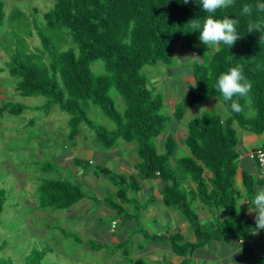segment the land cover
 I'll return each instance as SVG.
<instances>
[{"label":"trees","instance_id":"obj_1","mask_svg":"<svg viewBox=\"0 0 264 264\" xmlns=\"http://www.w3.org/2000/svg\"><path fill=\"white\" fill-rule=\"evenodd\" d=\"M258 4H264V0H234L231 6L218 10L215 19L227 16L238 20L240 38L231 47L221 42L209 54L199 40L198 30L187 33L190 19L203 20L208 15L202 11L201 0H189L188 4L183 0H52L51 6L41 13L34 4L28 5L27 13L16 7L9 11L5 1L0 0V28L5 24L10 27L0 41L7 57L0 72L15 78L13 91L20 97L45 98L42 105L31 109L43 110L48 116L56 105L65 112L69 140L85 125L104 149L113 148L119 140L134 145L138 161L133 172H116L104 163L95 165V173L107 176L116 185L103 200L114 213H123L122 220L128 216L138 218L141 203L134 213L125 208L134 202L130 194L141 188L144 179H159L163 203L186 218L194 239L186 240L180 232L166 235L144 230L142 234L146 240L166 239L171 250L183 257L179 264H191L195 250L212 240H248L256 230L255 213L249 215L243 210L240 199L251 200L256 187L263 189L261 178L257 182L251 174L242 173L244 196L239 194L235 179L238 130L257 136L264 133V11L257 8ZM245 5L251 7V15L242 12ZM38 14L40 20L35 17ZM257 22L260 29L248 33V24ZM63 42H72L75 47L63 49ZM178 45L196 58L185 99L175 104L171 115L163 112L162 94L147 87L148 78L141 69L157 62L171 65ZM96 60L103 61L102 73L91 69ZM237 65L243 66V74L252 85L247 97L239 99L242 111L233 112L227 119L222 116L223 110L189 119L181 140L187 149L183 155H175L178 143L172 134L165 137L159 149L156 139L173 119L182 120L186 109L215 97L224 108L225 102L217 90L218 78ZM112 89L124 101L122 110L110 96ZM91 105L98 106L115 127L93 124L88 117ZM26 108L20 102L2 101L0 116L19 115ZM33 124L30 119L25 126ZM258 148L264 150V144ZM73 164L87 171L94 160L73 157ZM55 165L41 163L40 175L34 177L37 208L68 209L86 197L80 184L56 174ZM8 194L7 189L0 188V215ZM197 203L216 217L211 229L201 222L195 209ZM56 228L80 241L78 235L66 233L61 226ZM258 235L263 236L264 230ZM128 239L110 249L119 251L129 264H168L166 260L150 262L131 257L125 246ZM86 242L92 249L106 247L91 237ZM3 245L0 236V251ZM46 252L47 248L33 249L24 264H41ZM0 264H11V260L0 255Z\"/></svg>","mask_w":264,"mask_h":264},{"label":"rangeland","instance_id":"obj_2","mask_svg":"<svg viewBox=\"0 0 264 264\" xmlns=\"http://www.w3.org/2000/svg\"><path fill=\"white\" fill-rule=\"evenodd\" d=\"M4 1L7 10L10 11L16 7L24 13L28 12L27 7L31 4L38 7L40 13L46 11L52 4V0ZM38 15L35 17L40 20V15ZM8 26L9 24L7 26L5 24L0 28V41L10 30ZM13 26L15 27V25ZM12 30L18 31V28H12ZM219 45L215 47L204 45L205 51L210 54ZM62 46L63 49H66L75 47V44L63 42ZM182 49L181 47L175 48L174 60L171 65L157 62L155 65H145L141 69V72L148 78L147 87L149 89L154 88L162 94L164 99L163 112L166 114H173L175 104L185 99L188 85L192 83V61L196 56L192 55L190 51H182ZM183 52H185L184 55ZM5 59H7L6 53L0 46V68L4 66ZM179 60H183V62ZM91 69L96 73H102L104 71L103 61H94L91 64ZM14 83L15 78L10 77L5 72H0V103L2 101H15L27 107L19 115L5 114L0 116V188L9 191L0 215V236L4 244V249L0 251V255L10 258L11 264H24L25 257L33 249L43 250L47 248L41 264H129L120 255L119 251L112 252L110 248L115 245L113 242L107 240L106 243V241L99 240L102 237L101 231L109 229L113 218L119 220L116 231L122 235L119 237L120 241L129 238L125 246L130 249L133 240L131 235L133 227L123 228V213H114V210L105 205L102 199L105 195L111 194V191L116 187L115 183H112L113 186L110 188L107 184L105 185V183L95 179L94 176L85 180V177L80 175L82 168L74 166L73 157L84 160L93 157L94 165L87 167V172L95 171V165L101 164L103 159L113 171L131 173L134 154L125 149L122 140H119L111 149L102 148L96 143L94 132L85 125H81V132L73 140H69L66 125L68 115L56 105L51 107L48 116L44 115L43 110L31 109L30 107L42 105L46 101L45 98L43 96L20 97L13 91ZM110 96L116 103L117 108L122 110L124 108L122 97L113 89L110 91ZM201 107V113L198 114ZM221 109L222 103L216 97L196 104L186 112L183 120H173L167 125L163 133L156 139L158 148L162 149L165 137L172 134L178 143L175 155L185 154V147H179L180 139L184 136H182V133L186 132L185 122L196 115L204 116L212 110L221 112ZM88 117L95 125H102L108 129L115 127L114 123L98 106H90ZM30 119L34 121V124L25 126ZM176 126L179 128L177 134ZM246 134H249V132H246ZM238 136L240 137L239 131ZM257 143L260 147L264 144V135L258 136ZM93 145L97 147L96 150L98 151L93 148ZM43 162L56 164L54 167L56 174L80 184L86 197L68 209L37 208L34 177L40 175L38 169ZM75 176H78V178ZM143 187L147 197L154 195L156 187L150 188L147 182L143 184ZM100 192L103 193L101 196L99 195ZM130 197H136L135 199L138 200L142 199L141 195L138 194L137 196L134 193L130 194ZM97 198H100V201H95ZM154 201L156 206L162 204L159 200L156 201V198ZM99 207L102 208L100 211ZM125 208H130L133 211L132 205H125ZM169 208L172 207L161 206L165 216ZM195 209L201 218V222L205 227L211 229L214 226L213 223L216 217L208 209V211H203L199 203L195 204ZM246 209H248V206H246ZM174 212L177 216H181L182 220L186 222V226L191 227L190 224L187 225L188 222L183 215L176 210ZM213 213L215 214V212ZM161 223L155 229H148L150 231L154 230L155 233L157 231L165 233L167 230L171 231V229L177 228L175 224L170 223L168 220ZM59 226L63 227L66 233L71 232L78 235L80 241H76L73 236L67 237L62 232L63 230L56 228ZM140 226L147 228L145 224ZM175 231L181 232L184 237L189 235L188 230H183V227H178ZM90 237L95 241L105 243L106 247L100 250L92 249L86 242ZM253 239V243L242 250L241 255L238 254L242 264H251V262L264 264V237L256 235ZM250 240H244V245L248 244ZM165 244L159 243L158 245L165 246ZM208 245L211 247V243ZM255 249L258 256L254 257ZM261 255L262 257H260ZM159 256L167 257L165 250H160ZM145 260L154 262L146 258Z\"/></svg>","mask_w":264,"mask_h":264},{"label":"crops","instance_id":"obj_3","mask_svg":"<svg viewBox=\"0 0 264 264\" xmlns=\"http://www.w3.org/2000/svg\"><path fill=\"white\" fill-rule=\"evenodd\" d=\"M178 47H179V45L177 46V48ZM181 48H183L182 51H184V50L188 51L185 47H181ZM184 53L185 52H183V55H184ZM179 61L183 62V60H179ZM212 99L213 98L208 99V100H212ZM193 107L186 109L185 114L189 109H191ZM222 110H223V105H222L221 112H222ZM185 114H184V116H185ZM183 119H184V117H183ZM173 120H176V119H173ZM178 121H181V120H178ZM186 123H187V121L185 122V124ZM238 131L240 134V142H239V145L237 148L238 152H239V156H238V172H237V176L235 179V184H236L237 189L239 190V194L241 196L242 195L244 196L245 191H244V187H243L242 173L244 172L247 174H251L254 177L255 181H257V182L259 181V178H260L258 167L256 166L255 162L248 157V153L250 151H252L253 149L258 148L260 146L257 143V140H258L257 135H254L251 133L246 134V131L241 130V129H239ZM177 133H179V128L176 126V134ZM185 134H186V132L185 133L183 132L182 136L183 135L185 136ZM261 135H264V133ZM261 135H259V136H261ZM184 136L180 139L179 147H184L181 143V140L184 138ZM124 144H125V149L134 154V158H132V162H133L132 166L133 167L131 168L132 172H133L134 171V165L138 161V157H137V154L134 152V145L133 144L125 143V142H124ZM93 148L96 150L97 147L93 145ZM96 151H98V150H96ZM184 151L187 152V149ZM103 156H105V154H103ZM88 160L89 161L93 160V157H91V159L89 158ZM101 163H104L106 165V163L103 159H102ZM121 166H123V165H121ZM76 173H78V172L76 171ZM80 175H83L85 177V180L88 177L94 176L95 179H97L98 181H100L102 183H105V185L107 184L108 186H110V188L113 186V184H112L113 182L107 176L101 175V174L97 175L94 171L93 172L82 171ZM75 177L78 178V176H75ZM145 182H147V185L150 188L156 187L154 189L155 193L153 196L150 195L147 197L145 195V192L143 190L144 189L143 184ZM115 188L113 190L111 189L112 190L111 193L114 192ZM161 188H162V182L157 178L144 179L141 182V188L137 192H135L134 194H136L137 196H138V194L141 195L142 199L138 200V199H135L136 197H134V202H133L134 205L131 204L133 211H131L130 208L127 209L130 212L134 213V211L137 209L138 203H141L143 206L138 210L139 217L138 218H131L129 216L126 217L124 219L123 228L124 227L125 228L130 227V226L133 227V229H132V232H134L132 235L133 240L131 242L130 249H129V250H131V251H129L131 257H133V258L134 257H141V258H144V259L146 258V259H150L153 261L166 260L168 262V264H171V263L179 264V262L181 261V259L183 257L178 256L177 254H175L171 250V246L166 239L161 240V241L146 240V239H144L143 234H142V232L144 230L151 233V234H155L154 230L150 231L148 228L155 229V228H157V226L162 224L161 222H164V221L167 222V220H168L170 223L175 224V227H177V228L183 227V230H188L189 235L187 237H184V239L190 240V241L194 239L193 229L191 227L186 226V222H184L182 220L181 216L176 215V213L174 212L176 209L174 207L169 208V210H167L168 212H167L166 216L164 215L163 211L161 210V206L165 205L162 201ZM260 189H261L260 187H256V191L260 190ZM101 194H103V193L100 192L99 195L101 196ZM108 196H110V195H105L102 199H105ZM151 197L153 199H151ZM155 198H156V201L159 200L162 204H158L156 206L155 201H154ZM98 199H99L98 201H100V198H98ZM244 200H245V198L241 197L240 204ZM103 201L105 204V200H103ZM131 205H128V206H131ZM246 206H248V208L254 207L251 203L248 204V202L241 204V208L243 210L247 211L248 209H246ZM165 207H166V205H165ZM168 207H170V206H168ZM101 209L102 208L99 207V211ZM202 210L208 211L207 209H202ZM254 213L255 212L253 211L249 215H253ZM113 220H116L115 226H113V224H112ZM112 221H111V226L109 227L108 230L101 231V236L102 237L106 236L105 237L106 239L101 237V239H99V240L100 241H106V243L108 242L107 240H110V242H113V244H118L121 242L119 237L122 236L121 233L118 234L117 233L118 231H116V226H117L119 220L115 218V219H112ZM140 222L145 224V226L147 228L145 229V228L141 227L140 225H143V224L142 223L140 224ZM187 225H189V222ZM176 229H174V230L171 229V231L167 230L165 233H159L157 231L156 234L168 235V234H172L175 232H179V231H175ZM254 236H256V235H253L250 238L251 239L250 242L246 245H244L245 242L242 239L236 240V239H232V238H228V237H223L220 240H212L209 242V243H211V247H209V245L208 246L206 245L203 248H198L195 250L194 254L190 258L191 264H242V260L240 259L241 251L244 250L250 243H253V241H254L253 237ZM107 237H108V239H107ZM262 237H264V235ZM100 243H102V242H100ZM159 243H166V244H165V246H163V245H158ZM207 247H209V248L207 249ZM100 249H103V248H100ZM160 250H165L167 257H165V256L160 257L159 256ZM238 254H240V255L238 256ZM255 256H258L257 250L254 254V257ZM260 257H262V255ZM251 264H258V263L257 262L256 263L251 262Z\"/></svg>","mask_w":264,"mask_h":264},{"label":"clouds","instance_id":"obj_4","mask_svg":"<svg viewBox=\"0 0 264 264\" xmlns=\"http://www.w3.org/2000/svg\"><path fill=\"white\" fill-rule=\"evenodd\" d=\"M234 0H201L202 11L208 15L201 19L189 20V31H199V40L208 46L215 47L223 42L230 47L240 38L237 33L238 20L229 18L227 16L222 19H215L214 16L218 10H223L233 4ZM184 4H188L189 0H183ZM257 8L264 11V4H258ZM251 7L245 5L242 12L251 15ZM261 27L259 22L249 23L247 26L248 33L258 31ZM243 66L237 65L231 67L227 72L221 73L218 78L217 90L221 93L225 106L223 108L222 116L227 119L233 112L239 113L242 111V106L239 103L240 98L247 97L252 87L251 82L243 74ZM202 107L198 114L201 113ZM248 202L254 207H249L248 214L255 212V231L254 235H258L260 230H264V189L257 190L254 196L245 199L241 204ZM240 204V205H241Z\"/></svg>","mask_w":264,"mask_h":264},{"label":"built area","instance_id":"obj_5","mask_svg":"<svg viewBox=\"0 0 264 264\" xmlns=\"http://www.w3.org/2000/svg\"><path fill=\"white\" fill-rule=\"evenodd\" d=\"M248 157L256 162L259 169V176L262 181V188L264 189V150L255 148L248 153Z\"/></svg>","mask_w":264,"mask_h":264}]
</instances>
